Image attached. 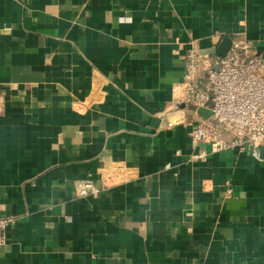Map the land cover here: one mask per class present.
<instances>
[{
	"label": "crops",
	"instance_id": "obj_1",
	"mask_svg": "<svg viewBox=\"0 0 264 264\" xmlns=\"http://www.w3.org/2000/svg\"><path fill=\"white\" fill-rule=\"evenodd\" d=\"M235 39L264 58V0H0V264H264V159L177 97Z\"/></svg>",
	"mask_w": 264,
	"mask_h": 264
},
{
	"label": "built area",
	"instance_id": "obj_2",
	"mask_svg": "<svg viewBox=\"0 0 264 264\" xmlns=\"http://www.w3.org/2000/svg\"><path fill=\"white\" fill-rule=\"evenodd\" d=\"M183 65L185 75L177 97L194 107L197 123L192 131L193 141L212 144L219 152L246 151L257 158L258 148L264 149V58L253 43L232 40L226 55L218 57L202 56L193 42L184 55ZM201 109L209 112L210 117L200 116ZM193 158L204 162V151ZM104 187L86 181L75 196L96 195ZM10 223L11 220L0 219V248L5 244L4 230Z\"/></svg>",
	"mask_w": 264,
	"mask_h": 264
},
{
	"label": "water",
	"instance_id": "obj_3",
	"mask_svg": "<svg viewBox=\"0 0 264 264\" xmlns=\"http://www.w3.org/2000/svg\"><path fill=\"white\" fill-rule=\"evenodd\" d=\"M229 46H230L229 42L224 40L221 43L220 47L217 49V51L212 49L210 52L201 53V55L202 56H215L216 55L218 57H224L226 55V53H227V50H228ZM198 114L200 116H203V117H210V115H211L209 112H207L205 110H202V109L198 111ZM224 140H226L227 142L230 141L227 138H224ZM258 152H259V159H261V160L264 159V149L263 148H258Z\"/></svg>",
	"mask_w": 264,
	"mask_h": 264
}]
</instances>
